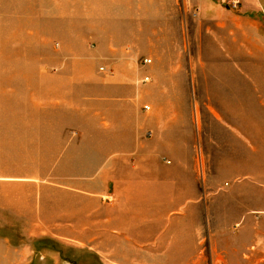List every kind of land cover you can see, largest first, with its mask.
<instances>
[{"label":"rangeland","instance_id":"374dc122","mask_svg":"<svg viewBox=\"0 0 264 264\" xmlns=\"http://www.w3.org/2000/svg\"><path fill=\"white\" fill-rule=\"evenodd\" d=\"M63 2L0 0V264H232L233 241L264 243V0H144L132 98Z\"/></svg>","mask_w":264,"mask_h":264},{"label":"crops","instance_id":"0c3cea01","mask_svg":"<svg viewBox=\"0 0 264 264\" xmlns=\"http://www.w3.org/2000/svg\"><path fill=\"white\" fill-rule=\"evenodd\" d=\"M63 4V16L67 18L78 17L81 20L82 26L79 30L82 35L100 37V40L106 44L108 51L106 54L108 56L105 57V60L110 63L108 64L109 66L106 65L105 67H110L114 70L113 64H115L123 72L120 77V83L114 85L113 88L119 89L117 90L121 95L119 97L132 98L134 84L142 78L141 73L137 71L138 58L142 55V50L139 48L140 45L138 43L141 40L142 31L137 26L132 25H137V23H133L136 22L134 18H136L138 11L142 12L144 0H92L91 3L82 1L78 6H75L74 0H64ZM92 12L99 13L98 15L100 16H95L94 18L103 21L104 30L102 33L95 31V29L91 30L93 26L91 23L93 19V16H91ZM129 21L131 22L129 23ZM75 33L70 31L72 36ZM117 36H119L118 39L116 38ZM261 80L264 83V79ZM86 82H92V80L88 79ZM111 87L110 89H112ZM124 93L127 95H123ZM181 128V125L173 123L171 131L175 133ZM249 210L264 211V205L260 204ZM252 227L243 228L240 231L241 234L250 233ZM260 228H264V223ZM232 245H234L233 251H231L232 264H255L264 258V243L262 242L253 244L250 240L248 242L243 241L242 238L235 244L233 241Z\"/></svg>","mask_w":264,"mask_h":264},{"label":"built area","instance_id":"2783aa9c","mask_svg":"<svg viewBox=\"0 0 264 264\" xmlns=\"http://www.w3.org/2000/svg\"><path fill=\"white\" fill-rule=\"evenodd\" d=\"M151 64H152V60L151 59L145 58V59L141 60V66L143 68H146V67L150 66ZM101 71L103 73H105V74H108V75L112 74V71L110 69L105 68V67H102ZM150 80L151 79H150L149 76H145L142 79V83H144V84L148 83V82H150ZM145 110L150 111L151 110L150 106H145Z\"/></svg>","mask_w":264,"mask_h":264},{"label":"bare ground","instance_id":"6f19581e","mask_svg":"<svg viewBox=\"0 0 264 264\" xmlns=\"http://www.w3.org/2000/svg\"><path fill=\"white\" fill-rule=\"evenodd\" d=\"M114 73V72H113ZM210 108V107H209ZM211 109V108H210Z\"/></svg>","mask_w":264,"mask_h":264}]
</instances>
